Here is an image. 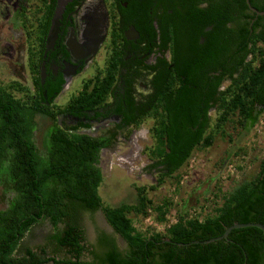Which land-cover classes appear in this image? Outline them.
I'll return each instance as SVG.
<instances>
[{
  "label": "trees",
  "instance_id": "trees-1",
  "mask_svg": "<svg viewBox=\"0 0 264 264\" xmlns=\"http://www.w3.org/2000/svg\"><path fill=\"white\" fill-rule=\"evenodd\" d=\"M233 2L247 19L255 16L247 13L245 0ZM251 2L257 10H264V0ZM212 3L215 15L222 6L215 0ZM261 20L264 14L255 25H260ZM256 39L261 45H257L258 40L252 50L246 43L242 45V56L221 75L200 77L201 85L189 88L186 84L177 97L173 86L165 90L160 102L163 113L158 117L153 114L156 121L150 133L154 144L146 150L151 166L158 170L157 184L151 189L168 179L178 180L179 171L195 151L212 146L217 134H226L228 122L250 131L260 120L264 113V30ZM210 50L212 69H218L222 64H215L219 52L213 42ZM251 51L254 59L259 57L260 66L253 69L250 64L235 78L233 72L238 65L248 66L254 60H245ZM226 73L232 82L228 93L218 100L217 87ZM205 80L210 81L209 86ZM110 87L111 82L106 80L94 90L80 93L74 102L100 105ZM197 87L211 94L212 101H206L203 107L195 93ZM60 89L61 86L50 95ZM213 105L218 108L215 119L207 114ZM40 113L56 118L41 103L40 96L30 94L21 82L0 83V201L7 204L0 209V264H264V232L260 227H236L227 237L210 240L223 235L235 223L264 225V157L252 178L228 191L219 188L218 192H210L213 206L205 214L196 209L198 200H186L174 213L177 221L165 230L154 226L142 229L135 218L151 216L156 222H165L174 202L170 198L155 202L146 186H136V203L112 206L104 201L100 193V154L103 148L113 145L117 131L94 137L54 123L45 130L42 154L35 140L36 117ZM100 210L115 233L125 240V247L105 231L98 234L95 243L87 241L83 216ZM44 219L53 225L46 242L37 246L24 244L26 233Z\"/></svg>",
  "mask_w": 264,
  "mask_h": 264
},
{
  "label": "flooded vegetation",
  "instance_id": "flooded-vegetation-1",
  "mask_svg": "<svg viewBox=\"0 0 264 264\" xmlns=\"http://www.w3.org/2000/svg\"><path fill=\"white\" fill-rule=\"evenodd\" d=\"M215 1L222 8L213 15V0H68L60 14L59 0H0V54L14 59L24 44L31 94L40 96L46 109L56 114L55 119L37 115L48 119L46 129L56 123L94 137L116 130L114 143L126 134L132 143L137 132H151L153 114L163 113L160 102L169 86L177 97L186 84L201 85L200 77H216L231 68L245 43L254 48L264 20L261 26L255 24L263 14L247 0V13L255 14L249 19L234 8L233 0ZM55 16L57 26L52 30ZM212 42L219 52L215 64H222L218 69L211 65ZM252 59L251 51L245 60ZM255 59L248 66L238 65L233 76L243 74L250 64L253 69L260 66L259 57ZM227 74L217 87L218 100L232 82ZM106 80L111 87L102 104L74 102L80 93ZM59 86L60 91L50 95ZM195 93L202 100L200 107L211 100L208 89ZM207 114L216 117L217 106L209 107Z\"/></svg>",
  "mask_w": 264,
  "mask_h": 264
},
{
  "label": "rangeland",
  "instance_id": "rangeland-1",
  "mask_svg": "<svg viewBox=\"0 0 264 264\" xmlns=\"http://www.w3.org/2000/svg\"><path fill=\"white\" fill-rule=\"evenodd\" d=\"M22 45L23 48L18 49L14 59L0 54V83L19 81L31 94V84L26 76L29 73L28 58L25 46ZM261 120L250 131L241 129L236 122H228L225 127L226 134H217L212 146L195 151L189 163L179 171L178 180L168 179L164 185L154 189L150 187L157 184L158 170L151 166L152 161L146 151L147 147L154 144L151 133L147 130L142 131V135L137 132V140L132 143L126 134L111 147L101 150L99 166L103 173V182L100 193L104 201L112 206L136 203V186H146L149 196L155 202H161L164 198H170L174 202L170 214L177 212L179 204L195 199L200 203L196 205V209L205 214L213 206L210 192H218L219 188L223 192L228 191L258 172L260 160L264 157V113ZM36 121L35 140L44 154L43 137L48 119L37 116ZM149 125L151 124L146 126ZM228 164H233L232 171L228 170ZM6 206L5 202L0 201V209ZM150 212L155 216V211ZM135 223L142 229L152 226L146 218H135ZM83 225L89 243H95L98 234L105 231L116 237L120 247L126 246L125 240L115 233L101 210L94 214L85 213ZM52 230L53 225L48 219L41 220L26 233L22 242L31 246L44 244Z\"/></svg>",
  "mask_w": 264,
  "mask_h": 264
},
{
  "label": "water",
  "instance_id": "water-1",
  "mask_svg": "<svg viewBox=\"0 0 264 264\" xmlns=\"http://www.w3.org/2000/svg\"><path fill=\"white\" fill-rule=\"evenodd\" d=\"M68 0H59V6L57 8V12L60 14V12L62 11V9L64 8L65 4L67 3ZM249 6L257 11V13L259 14H264V10H257L254 6L251 5L250 3V0H247ZM57 18L58 16H55L54 20H53V27H52V30L56 29V26H57ZM244 226H257V227H260L263 232H264V225L262 223H257V222H252V223H235L233 224L232 226L228 227L226 229V231L224 232L223 235L217 237V238H212L210 240H215V239H221L223 237H227L229 232L233 229V228H236V227H244Z\"/></svg>",
  "mask_w": 264,
  "mask_h": 264
},
{
  "label": "built area",
  "instance_id": "built-area-1",
  "mask_svg": "<svg viewBox=\"0 0 264 264\" xmlns=\"http://www.w3.org/2000/svg\"><path fill=\"white\" fill-rule=\"evenodd\" d=\"M259 121H262L261 118ZM227 168L229 171H232L233 170V164H228ZM146 219L150 220V223L152 224V226H154L157 230H165V228L167 226H169L170 224L177 221V217L175 214H168L167 220L165 222H162V223L154 221L151 216L147 217Z\"/></svg>",
  "mask_w": 264,
  "mask_h": 264
}]
</instances>
